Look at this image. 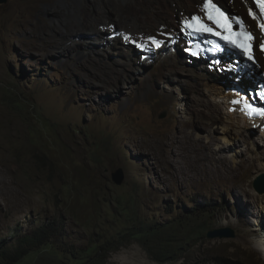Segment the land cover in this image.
<instances>
[{"label":"rangeland","instance_id":"1","mask_svg":"<svg viewBox=\"0 0 264 264\" xmlns=\"http://www.w3.org/2000/svg\"><path fill=\"white\" fill-rule=\"evenodd\" d=\"M231 1L249 24L240 2ZM104 7L112 10L108 0L0 4V180L7 182L0 188V252L15 251L23 237L52 223L49 243L14 264H80L76 258L92 245L107 246L103 264H264L243 238L261 222L253 182L264 170V133L238 135L222 101L209 117L177 79L141 89L147 72L139 54L127 45L105 51L82 24ZM116 14H108L114 24ZM257 57L264 69L259 46ZM199 163L232 180L210 179L193 167ZM118 168L121 185L111 177ZM144 221L158 233L126 235ZM222 227L236 236H206ZM163 251L171 253L159 257Z\"/></svg>","mask_w":264,"mask_h":264},{"label":"bare ground","instance_id":"2","mask_svg":"<svg viewBox=\"0 0 264 264\" xmlns=\"http://www.w3.org/2000/svg\"><path fill=\"white\" fill-rule=\"evenodd\" d=\"M135 1L137 2L136 5L128 4L123 8L119 4L117 3L113 4L111 0H108L112 10H110V8L107 7L98 10L97 12H99V17L97 20L94 17L93 18L87 17V15L85 14L82 19V24L89 23L91 32L88 33V35L91 34L92 41H94L95 43L98 42L99 45L103 46V48L106 49L105 51H109L112 48L116 49L120 46L123 47L127 45L128 51L130 50L131 52L133 50L138 53V49L141 47H136L135 44L131 42V40L125 41L124 39L121 38V36L114 39V42L112 44L111 43L109 44L107 34H110V32L105 31V29L109 28L110 25L114 26V29L122 30V33L129 34L130 37L136 41V43L142 45L144 43H147L149 46H154L151 44L150 41L147 40V37L148 36L156 37L158 41H161L160 47H158L155 52L157 53V56H155L154 53H152V54H147L146 60H143L142 58L139 57H137L136 59V61L139 64H142L143 66L145 65L143 68L145 72H147L146 73L147 79L143 82V85H141L140 87L141 89L146 85H149L150 87L151 86L154 87V82H156L159 79L161 80L167 77L175 80L177 79L184 86H188V88H190L191 90H193V92H195L194 95L196 96L197 99L196 100L194 97L195 102H197L200 110L203 111L205 114H207L209 117H214L213 113L218 114L220 113V110L222 111V106L219 103V101H222V105L226 107V109H228L232 121L239 125L238 135H244L246 134L247 131H249L248 129H252L251 127L253 123L252 120H248L247 118L242 117L241 115L237 114V112H233V110L230 108L228 101L225 99L229 95L224 93L223 87L219 83L222 77H220L218 74H214L209 71L203 70L199 64L196 63L190 64L188 60H184V58H187V56H185L182 53L183 47H181V44L183 43V36L180 33L182 29V22L186 21L187 19L190 18L191 15H194L201 10L202 8L201 0H135ZM227 1H228L227 4H229V6L233 5L231 0H227ZM238 1L240 2L239 6L241 7V9L246 11L248 15H249V10L251 9L253 15L256 17L254 20L252 17L249 16L250 17L249 24L247 23L248 28L253 27V25L254 27L256 26L258 28V16L257 13H254L253 9L251 8V4L247 0H238ZM195 9H197V11L193 12ZM82 11L83 13L87 12L85 8H83ZM113 12L117 13L115 17L119 18L117 24H114L112 19L108 16V14ZM257 28H255V34L257 35L256 40L258 46L259 43L264 39L260 36L259 29ZM176 33L180 34V38L178 39L177 42L174 43L175 46L174 45L169 46L166 42L170 39L172 35ZM154 58H155L154 63H152L151 60H153ZM145 61L151 62L152 65H147ZM109 65H110V69L108 68L109 70L107 71V73L109 75H112L111 70L116 68H114L110 62ZM126 65L128 66V64ZM262 70L264 71V69ZM116 79L119 80L121 79V77H116ZM263 136L264 135L262 134V137ZM211 153H212L211 156L214 159H216L215 161L222 163L221 160L222 158L217 157L212 151ZM260 153L264 155L263 150H261ZM206 155L207 157L210 158L208 152ZM193 167L196 169H200L201 172L207 171V173L205 174L206 176H209L210 179L216 176V179H218V183L227 184L230 180H232L229 179L227 172L226 175L222 172H220L221 175L219 173L213 174V172L212 173L209 172L208 169L206 170L205 164L203 163L195 164ZM262 173L263 174L259 176H264V170ZM0 184H2L0 188L3 186L6 187L7 182L5 180H0ZM232 184L235 183L233 182ZM230 186L232 187V185ZM239 187L242 188L241 186ZM257 192L254 193V199L259 206V215H261V222H258V220L255 221L257 227L253 228V230H246L243 238L250 245H253L255 248L260 250L264 255V192L263 193L260 192L257 193Z\"/></svg>","mask_w":264,"mask_h":264},{"label":"clouds","instance_id":"3","mask_svg":"<svg viewBox=\"0 0 264 264\" xmlns=\"http://www.w3.org/2000/svg\"><path fill=\"white\" fill-rule=\"evenodd\" d=\"M250 4H251V8L254 10V4L251 2V0H247ZM214 2L217 4V6H219V7H221V8H223V9H225V11L227 10L228 12H230V13H233V14H236V15H238V16H240L243 20H244V23L247 25V20L240 14V13H238V10L237 9H235V10H232L231 9V7H229V6H225V5H223V4H221L218 0H214ZM206 12V9L203 7V5H202V8H201V10L199 11V12H197L196 14H194V15H191V16H197V17H201V16H203L204 15V13ZM190 16V17H191ZM189 19H187L186 21H188ZM184 22L185 21H183L182 22V29H181V31H180V33H181V35L183 36V43L181 44V47H183L182 48V51H183V54L185 55V56H187V58H184V60H188L189 61V63L190 64H193V63H196V64H199L200 65V67L203 69V70H206V71H209V72H211V73H214V74H218V73H215V71H211V70H209L208 68H207V64L205 63V57L203 56V55H200L199 57H195L193 54H192V52H191V36H190V34H189V32L188 33H186L185 32V27H184ZM248 27V26H247ZM259 29V28H258ZM248 30L252 33V35L255 37V40H254V53H255V57H256V59H257V61H258V63L259 62H261V59H259L258 60V57H257V42H256V39H257V35L255 34V32H253L252 30H250L249 28H248ZM110 32V34H107L108 35V42H109V44L111 43H113L114 42V39H116V38H118L120 35V33H122V30H119V29H113L112 30V32L111 31H109ZM261 34V33H260ZM261 36V35H260ZM262 37V36H261ZM180 38V34L179 33H176V34H174V35H172L171 37H170V39H169V41H167L166 43L168 44V45H171V44H174L175 42H177L178 41V39ZM143 45H146V47H143V48H139L138 49V53H139V58H142L143 60H146L147 59V54H152V53H154V55L155 56H157V53H155L156 52V49H157V47H155V46H149L147 43H144ZM164 45V44H163ZM259 46V45H258ZM122 47V46H121ZM260 48V47H259ZM122 50H123V47L121 48ZM261 50V49H260ZM262 52V51H261ZM137 53V54H138ZM137 54H135V55H129L130 57H136L137 56ZM263 54V53H262ZM116 57H119V56H113V58H116ZM146 63H147V65H152V63L151 62H147V61H145ZM261 63H259V65H260ZM260 70L262 71V69H261V65H260ZM264 72V71H263ZM248 73V74H247ZM233 74V78L234 79H230V81L226 78V77H224L222 74H218L220 77H222V79L219 81V83H221L223 80H227V81H229V85L231 84V82L233 81V82H235V83H239V84H248L249 85V87H251V86H253V78H251L250 76H249V72H247V71H245V73H243V74H241V73H238V72H233L232 73ZM239 76L241 77L240 79V81H236V79L238 78L239 79ZM248 77H250V79L248 78ZM236 78V79H235ZM251 82H252V84H251ZM254 87V86H253ZM261 88V86H259V85H255V89L256 90H259ZM256 90H255V92H256ZM225 94H227V95H229L228 97H226L225 99L228 101V103H229V106H230V108L233 110V112H237V114H239V115H241L242 117H245V118H247L248 120H252L253 121V123H252V125H251V127H252V129L253 130H258V131H260V132H262V133H264V116L262 115V114H260V113H257L253 118L252 117H250V114L249 113H244L243 111L245 110V105H246V102L247 101H238L237 103L236 102H234V101H231V98L234 96V95H232V94H230V93H225ZM254 115V114H253Z\"/></svg>","mask_w":264,"mask_h":264},{"label":"trees","instance_id":"4","mask_svg":"<svg viewBox=\"0 0 264 264\" xmlns=\"http://www.w3.org/2000/svg\"><path fill=\"white\" fill-rule=\"evenodd\" d=\"M213 209V208H212ZM209 208V210H212ZM53 224H42L38 227L37 230L34 231L33 234L23 237L20 243L16 246V250H12L11 248L3 249L0 252V264H14L19 262L24 256L30 253L31 250L35 248H42L43 246L47 245L50 239L53 237L54 233V226ZM149 226V227H148ZM155 227H151L148 225L146 221L142 222L139 227H133L129 230L126 235L132 236L139 240H144L148 237L149 234L156 232L158 233ZM125 235V236H126ZM105 248L107 246L97 247V245L89 246L86 249V255L82 258H76L80 264H103L104 260L106 259V255H102L105 253ZM171 252H162L159 257L166 258L167 254ZM218 264H228L226 261L223 263L220 262Z\"/></svg>","mask_w":264,"mask_h":264},{"label":"snow or ice","instance_id":"5","mask_svg":"<svg viewBox=\"0 0 264 264\" xmlns=\"http://www.w3.org/2000/svg\"><path fill=\"white\" fill-rule=\"evenodd\" d=\"M251 2L254 5L258 6L259 9H260V13L262 15H264V0H251ZM201 4L203 5V7L207 11L208 19L211 20L217 26V28H220L221 27L222 18L226 17L225 11H223L221 7L217 6V4L214 2V0H201ZM249 16L252 17L254 20L256 18L253 15V12H252L251 9L249 10ZM237 23L238 24L240 23L238 18H237ZM184 27L185 28H189V29L194 28L195 31H197V32H210L213 35H217L221 40H224L226 43L234 45L237 49H239L242 52V54H244L246 56V58L249 61H252L253 63H255L254 57L252 55L248 54L249 53V49H248V45L246 43L232 40L229 37H226V36L222 35L219 32H213L211 28L207 27L206 25H204L203 23L200 22V18L199 17L191 16L188 21L184 22ZM258 27L262 31H264V24H260V25H258ZM109 28L110 29H114V26L110 25ZM119 35L125 41H130L131 40V42H133L136 47H141V48L146 47V45H142V44L136 43V41L134 39H132L129 34L120 33ZM240 35L246 36L247 40L249 42H251L253 40V37L251 36V34L240 33ZM147 40L150 41L151 44L154 45L155 47H157V48L160 47L161 41H158L156 39V37L148 36ZM259 47H260L261 51H264V40H262L259 43ZM261 114H264V112H262Z\"/></svg>","mask_w":264,"mask_h":264},{"label":"water","instance_id":"6","mask_svg":"<svg viewBox=\"0 0 264 264\" xmlns=\"http://www.w3.org/2000/svg\"><path fill=\"white\" fill-rule=\"evenodd\" d=\"M7 0H0V4L5 3ZM112 181L116 185H121L125 179L124 171L122 168L115 170L112 175ZM253 187L260 193L264 192V176H257L253 182ZM208 238H234L236 236L235 231L230 227H222L208 230L206 233Z\"/></svg>","mask_w":264,"mask_h":264}]
</instances>
